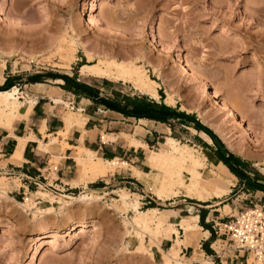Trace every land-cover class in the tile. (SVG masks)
I'll return each instance as SVG.
<instances>
[{
	"label": "rangeland",
	"instance_id": "rangeland-1",
	"mask_svg": "<svg viewBox=\"0 0 264 264\" xmlns=\"http://www.w3.org/2000/svg\"><path fill=\"white\" fill-rule=\"evenodd\" d=\"M2 1L0 4L4 3L5 15L0 14V90L17 86L16 95L22 98L30 88L37 86L29 84L30 75L38 74L39 82L50 85L61 83V75H68L93 88L103 87L100 92L118 100H121L118 98L120 95L152 98L135 89L132 82L113 81L79 72L81 64L96 62L101 56L131 61L157 81L159 98L155 100L164 102L166 93H170L174 100L170 106L178 112L194 115L199 123L220 138L228 152L244 162L234 166L235 169L252 180L259 178L261 182H256L264 186V0ZM80 11L82 18L78 23ZM149 31H153L157 39L168 47V56L161 53L162 46H154L149 41L152 39ZM62 35L69 41L67 47L76 49L72 51L74 55H69H73L71 58L67 57L69 59L61 57L56 49ZM84 50L91 52L92 60L87 59ZM186 62L196 74L184 65ZM6 79H12L7 86ZM196 80H204L207 92L202 90L200 83L197 85ZM58 100L62 102L61 98ZM221 101L232 105L235 120L219 109ZM69 110L66 109V113ZM170 127L176 130L172 137L176 136L181 143L189 144L198 151L197 154L204 156L206 166L225 177L231 188L236 182L235 174L223 163H218L216 170L208 161L216 157L218 149L210 136L184 118H174ZM181 134L185 135L184 139L180 138ZM163 142L153 149H165ZM230 162L233 164L232 160ZM118 169L121 167L116 166L106 175H112ZM236 177L237 185L232 192L203 204L218 205L222 215H236V210L232 211L228 204L230 208H223L224 204L230 202L232 208L236 206L241 211L244 207L248 209L254 203H260L253 195L264 198L261 192L256 191L264 192V189L252 187L243 178ZM243 183L249 192L245 188L241 190ZM108 186L96 191L80 187L71 196L57 197L45 192L46 187L31 186V191H39L33 195L27 190L31 203L27 209L21 204L22 195L8 192L11 187L7 183L5 190L9 196L0 194V264H163L162 253L149 243L147 234L144 250L137 248L141 232L126 221L131 220L133 211L148 208V201L155 207L177 211L184 209L190 199L178 201L185 197L180 192L171 200L160 201L148 191L147 184L145 191L140 189V185L116 181ZM121 188L129 192L128 200L134 197L132 193L137 194L131 209L125 212L111 207V203H118L112 198H117ZM83 192L93 193L96 199L80 201L79 196ZM250 192L251 196H247ZM237 195L240 196L236 200ZM250 199L252 203H248ZM59 202L69 204L61 214ZM49 206L53 207V212L44 221L34 218L32 211ZM186 210L179 214L188 215L194 211L187 207ZM81 221L92 222L97 229L93 230L92 226L83 232L68 229L70 224ZM51 231L57 232L52 242L48 237ZM179 237H184L183 230H180ZM215 238L220 239L213 246L218 252L239 253L233 250V242L227 236L217 237L215 234ZM168 245L164 243V250ZM240 253L243 254L239 257L240 264H252L256 258L254 253ZM202 256L200 261L203 264V259L210 261L204 254Z\"/></svg>",
	"mask_w": 264,
	"mask_h": 264
},
{
	"label": "crops",
	"instance_id": "crops-1",
	"mask_svg": "<svg viewBox=\"0 0 264 264\" xmlns=\"http://www.w3.org/2000/svg\"><path fill=\"white\" fill-rule=\"evenodd\" d=\"M73 79L92 90L82 88L72 82L71 83L76 86V89L71 87L68 89L69 87H66L64 84V79L57 85L30 82V85H37L35 88H30L25 95L32 103H24L23 106L19 108L17 117L13 120L12 128L0 127V190L4 191L8 196V192L10 194L22 195V193H27V190L30 191V194L34 195L39 190L31 191V186H34V188H37V186L42 188L46 187L45 192L54 194V197L71 196L70 194H75L76 189L80 187L84 188L82 184L75 185L81 178L79 166L75 159V156L81 148L94 151L96 156L102 159H112L114 157L124 159L136 168H140L142 171L147 172L149 171V167L144 164L146 148L143 146L134 147L133 145H129L127 139L122 136V134H133L148 147L153 148L165 141L167 136L171 135L172 137V135L176 133V130L170 127V122L173 121L174 118H167L165 121H162L163 119H157L165 115L169 117V113L162 110L159 106L152 105L149 107L150 110L147 112L146 117H137L122 109H112L100 101V98L105 97L116 102L120 106L130 109V105H126L125 101L122 100V95L118 97L121 98V100L111 98L107 94L100 92V89L103 87L96 89L80 81L79 78ZM128 97L133 99V97L141 96ZM58 98H61L62 102L58 100ZM147 100H154L158 104L161 103L149 97ZM69 102L73 103L76 107L83 108L81 111L84 115L82 128L77 126L67 128L64 124L63 116L66 113V109H69L67 107ZM149 113L158 114L159 116H150ZM102 133L118 135V137L115 140L103 142L101 140ZM16 137H28L22 147L21 159L13 157L14 151L17 149L16 147H18V140ZM174 138L177 139L176 136ZM180 138L184 139L185 135L181 134ZM163 145H165L164 142ZM55 161L57 165L54 170H52L50 167ZM208 161L212 162L213 168L216 170L218 169V163H223L227 169L231 170L228 165L217 156L214 157L213 160L208 159ZM231 172L233 175L235 174L236 182L231 186L229 192L233 191L238 181L236 177L238 175L232 170ZM115 181L117 183H126L129 185H140L142 191L146 190V184L138 178H135L131 170L124 168L116 170L109 176L99 175L95 180L88 181L87 186L88 188L90 186L91 188L89 189L92 190H102L108 188V185H114ZM256 181L260 180L257 179ZM7 183L11 187L8 192L5 190ZM242 187L245 188L244 183L240 186L241 190H244ZM124 188H126V186ZM114 190L115 189H112L111 191ZM245 190L249 191L247 188H245ZM256 191L261 192L262 196H264V192L258 189H256ZM239 196L240 195H237L235 199L237 200ZM247 196H251V192L248 193ZM148 197L150 196L148 195ZM253 198L260 202L257 204H262L264 202V198L261 196L257 198V195H253ZM181 200L185 201L187 197L179 199L178 201ZM232 201L233 200H231V202ZM250 202L252 203L253 200H248V203ZM190 203L193 205H189ZM226 204L231 207L232 211L236 210V213L240 211L236 206L232 208L230 202ZM217 206L216 204H203V202L200 201H189L184 209H177V211L180 213L182 210H186V207L194 209L192 213L197 214V222L199 223V210H203L205 213L204 222L210 224L212 230L213 221H225L234 215H222ZM175 219L174 216L170 218L171 221H175ZM202 228L205 229L204 227ZM205 230L209 231V236L200 241L204 257L209 258L213 264H240L242 262L241 259H239V257H243V254L240 253L241 251H239L237 255L228 254L227 251L218 252V250L213 247V244L217 243L216 241L220 239L214 238V240H211L210 229ZM172 236H174V234ZM164 243L170 244L171 240H163L161 242L160 245L163 249ZM202 245L210 250L209 253L203 249ZM181 254L183 257L191 256L193 254L192 248H182ZM193 264L203 263L201 261H194Z\"/></svg>",
	"mask_w": 264,
	"mask_h": 264
},
{
	"label": "bare ground",
	"instance_id": "bare-ground-1",
	"mask_svg": "<svg viewBox=\"0 0 264 264\" xmlns=\"http://www.w3.org/2000/svg\"><path fill=\"white\" fill-rule=\"evenodd\" d=\"M2 4H0V14L5 15L3 9L4 5ZM81 18H82V11H80L77 15L78 23H80ZM5 20L7 19L5 18ZM149 32H151V36L149 35L148 36L152 38L149 41H151V43L154 46L156 45L162 46V49L160 48L161 53L165 57L168 56L169 54L167 51L168 47H166L160 40L157 39L153 31H149ZM58 40L59 41L56 40L57 41L56 49L61 57L67 58L71 53L73 54L72 51L76 50L74 49L75 47L73 48L69 45H68L69 47H67L69 41L66 40V38H64L63 35L61 36V39ZM84 51H85L84 54L87 57V59L92 60L93 55L91 54V52L89 50H84ZM73 55L69 56V58H71ZM184 65H187V67H189V69L192 71L193 74L195 73L194 68L189 64V62H186ZM79 72L83 75L108 78V79H112L113 81H117V80L129 81L132 82L133 87L138 91L148 94L150 97L154 99L159 98V94L157 93V89H156L158 85L157 81L148 77L147 74L143 71V69H140V66H137L131 61L123 62V61H118L114 58H109V57L107 58L106 56L105 57L101 56L97 58L96 62L92 61L90 63L81 64L79 66ZM196 81H198L197 85L198 83H200L202 90L204 92H207L206 85L203 83L204 80H202V82L199 80ZM17 92H18L17 86H12L8 89L0 90V127L12 128L13 120L17 117L19 108L23 106L24 103H32L30 99L26 97L24 98L17 97L18 96L16 95ZM166 94L167 95L164 99V103L167 105L173 104L174 100L172 95L170 93H166ZM221 102L222 103L219 102L221 105L220 108L219 106L218 108L222 110L225 113V115L229 116V118L232 117L235 120L234 118L235 110L232 108V105L228 103V101L227 102L221 101ZM180 109L183 108L181 107ZM201 114L200 116L198 115L200 118H202ZM83 118L84 115L81 112L70 111V110L69 112L67 111V113H65V115L63 116L65 122L64 124L66 125L67 128H71L73 126L82 128ZM101 136H102L101 140L103 142H107L109 140L110 141L115 140L118 137V135H113V134L111 135L107 133H102ZM122 136H124L127 139L129 145H133L134 147L143 146L144 148H146V156L144 158L145 159L144 164H146L147 167H149L148 168L149 171L144 172L140 168H136L132 164H129L127 161L122 160L118 157H114L112 159H102L100 157H97L94 151L88 150L87 148H81L79 149L77 155L75 156V159L79 166L81 178L79 182L75 183V185L82 184L85 190L86 189L92 190L89 189L87 186L88 181L95 180L99 175H106L108 171H112L117 166L131 170L135 178H138L139 180L147 184L148 190L156 197V199L160 201L171 200L173 197L177 196L180 192H182V194L184 193V196L187 198L195 199L200 202H206L213 198H221L223 197L224 194H227V192H229L230 190L228 183L229 181H227L225 177L216 174L212 169L207 167L205 163V157L204 156L202 157L201 155L197 154L196 152L198 151H195V149H193V147L190 146L189 144L181 143L176 138L167 136L164 141L166 148L162 150H157L148 147L144 142L136 138L135 135L133 134L132 135L122 134ZM16 138L18 140L17 143L18 147H16L17 149L14 151L13 157L21 159L22 147L25 141L28 139V137H24V138L16 137ZM56 165L57 163L55 161L50 168L54 170ZM92 191H96V190H92ZM0 194L5 195L6 193L4 191H0ZM128 196H129V192L127 190H125L124 188L119 189L117 193V198H112L113 201L115 202L118 201V203L117 202L114 204L111 203L112 206L111 205L109 206H111L112 208L113 207L120 208L124 212L129 208L131 209V205L135 197H137V194L132 193V196L134 197L130 198L129 200H128ZM93 199H94L93 193L84 194L83 192L82 195L79 196L80 201L92 202ZM21 204L23 205V207L27 206L26 208L28 209V205L31 204L29 195L26 196V200L22 201ZM58 205H59L60 214L64 212L63 210H65L67 206H69V204L66 202L65 203L59 202ZM223 208H230V207L227 204H224ZM52 210L53 207L49 206L46 207V209H42L40 211L38 210L32 211V213L34 215V218L42 222L44 221L47 215L53 212ZM132 213L133 216L131 220L128 222L126 221V223L131 227L134 226L135 228H137L138 232L139 231L141 232V235L139 236L138 239L139 245L137 246V248H140V250L143 249L145 234H147L149 236V243L152 246H156L158 248L157 250H159L162 253L161 255L163 257L162 256L161 257L163 264H183V263L193 264L194 261L202 260L203 251L200 246V240L203 238H207L209 236V231L203 229L202 226L198 224L197 214L190 213L188 215H181L179 214L178 211H176L173 208L161 209L157 207H148L146 209L133 211ZM37 214H40V216L37 217L36 216ZM171 216H174L176 218L175 221L170 220ZM88 226H92L93 230L97 229L94 223L88 221H81L77 224L74 222L69 225L68 229L71 230L78 229V232H83L86 230V227ZM180 230H183L184 232L183 238L179 237ZM173 234L175 237L172 236ZM56 236H57V232L51 231V233L48 235L50 239L52 238L50 242H52L53 239L56 238ZM163 240H169V241L171 240V243L168 245V248L166 250H164L160 245ZM215 245L216 243L213 244V246ZM185 247L192 248L193 254L191 256L183 257L182 254H180L181 249ZM263 258L264 257L262 255L256 256L252 264H263ZM203 262L205 264H213L211 260L207 261L203 259Z\"/></svg>",
	"mask_w": 264,
	"mask_h": 264
},
{
	"label": "built area",
	"instance_id": "built-area-1",
	"mask_svg": "<svg viewBox=\"0 0 264 264\" xmlns=\"http://www.w3.org/2000/svg\"><path fill=\"white\" fill-rule=\"evenodd\" d=\"M67 107L79 112L83 110L71 102ZM26 196L27 193H22L23 201L26 200ZM212 230L217 236H227L233 242L235 250L254 253L255 256H264V202L254 203L251 208L242 209L228 220L213 221Z\"/></svg>",
	"mask_w": 264,
	"mask_h": 264
},
{
	"label": "trees",
	"instance_id": "trees-1",
	"mask_svg": "<svg viewBox=\"0 0 264 264\" xmlns=\"http://www.w3.org/2000/svg\"><path fill=\"white\" fill-rule=\"evenodd\" d=\"M38 78H39L38 74H32V75H30L28 77L29 82H31V83L39 82ZM8 81H9V79H6L5 84ZM64 82H65L64 83L65 86L69 87L68 89H70V87L76 89V86H74L71 82H69V80L64 79ZM0 89H2V87H0ZM147 99H148V97L145 96V95H142L141 97H133V99H130L128 96H123L122 100L125 101L126 105H130V109L127 108V107L125 108L124 106H120L116 102L111 101V100H109L108 98H105V97L100 98V101L102 103H104L105 105H107L108 107L112 108V109H122L124 111L132 113V115L137 116V117H146L147 116V112L150 110L149 109L150 106H152V105L153 106H159L162 110L167 111L169 113V117H166V115L164 113H162L165 116L162 117V118H157V119H159V120L163 119L162 121H165V119H167V118H172L173 119V118H178V116H181V118L188 119V120L192 121L197 128H202L201 124L198 122V120H196L194 115L185 114L182 111L178 112L175 108L165 105L163 103V101H161V103L158 104L154 100L148 101ZM216 151H217L216 152V156L220 160H222L224 163H226L228 165V167L233 172L239 173L241 178L246 177L244 174H241L240 172H238L235 169V167H234V166H240V165H242L244 163L238 156H235L233 153L228 152V151H227V156H223L218 149H216ZM230 160L233 161V164L230 162ZM257 179H259V178H256L255 180H253V182H247V184L252 186V187H255V188H256V186L261 187V184L256 182ZM190 201L198 202V201L193 200V199H190ZM149 204L150 205L148 207H155V205L152 204L151 201H149ZM199 217H200V220H199L200 225L202 227H204L205 229H210V231H211L210 239L214 240L215 234L211 230L210 224L204 222L205 213H204L203 210H199ZM202 246H203V249L207 253H209L210 250L205 248L204 245H202Z\"/></svg>",
	"mask_w": 264,
	"mask_h": 264
},
{
	"label": "water",
	"instance_id": "water-1",
	"mask_svg": "<svg viewBox=\"0 0 264 264\" xmlns=\"http://www.w3.org/2000/svg\"><path fill=\"white\" fill-rule=\"evenodd\" d=\"M61 78L62 79H67L69 80L70 82H72L73 84L77 85V86H80L82 88H85V89H88V90H92L91 88L89 87H86L84 85H81L80 83H78L76 80H74L72 77L68 76V75H61ZM12 80V79H11ZM9 80L6 84V86L10 83ZM8 88V87H7ZM150 116H159L158 114H154V113H149ZM178 118H181V116H178ZM201 124V123H200ZM201 127L202 129L210 136V138L212 139V141L217 145L219 151L221 152V154L223 156H227V150L224 148L222 142L220 141V138H218L210 129L204 127L202 124H201ZM238 176H240L239 173H236ZM244 181H247V182H253V180L249 177H243ZM258 183V182H257ZM261 187L264 189V186L261 185Z\"/></svg>",
	"mask_w": 264,
	"mask_h": 264
}]
</instances>
